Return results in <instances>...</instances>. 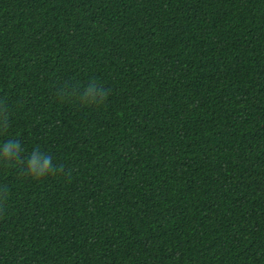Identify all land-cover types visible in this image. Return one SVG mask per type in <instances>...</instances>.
Wrapping results in <instances>:
<instances>
[{"label":"trees","instance_id":"16d2710c","mask_svg":"<svg viewBox=\"0 0 264 264\" xmlns=\"http://www.w3.org/2000/svg\"><path fill=\"white\" fill-rule=\"evenodd\" d=\"M0 102V264H264V0H0Z\"/></svg>","mask_w":264,"mask_h":264},{"label":"clouds","instance_id":"9594fccd","mask_svg":"<svg viewBox=\"0 0 264 264\" xmlns=\"http://www.w3.org/2000/svg\"><path fill=\"white\" fill-rule=\"evenodd\" d=\"M60 100L77 102L81 107L102 106L107 102L110 89L104 87L96 79H90L86 86L79 83L61 88L57 93ZM9 115L6 104L0 102V135L7 134ZM20 141L9 139L0 145V166L20 168L26 179L42 182L49 178L66 175L64 165L54 162L51 154L33 149L25 158ZM10 191L7 185L0 186V214L5 211Z\"/></svg>","mask_w":264,"mask_h":264}]
</instances>
